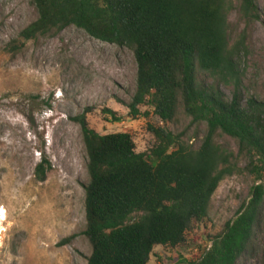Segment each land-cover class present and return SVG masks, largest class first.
<instances>
[{"label":"trees","instance_id":"trees-1","mask_svg":"<svg viewBox=\"0 0 264 264\" xmlns=\"http://www.w3.org/2000/svg\"><path fill=\"white\" fill-rule=\"evenodd\" d=\"M36 19L11 46L52 37L74 27L90 38L128 48L137 66L134 93L123 105L128 117L149 105L163 123L180 112L205 134L194 149L181 134L149 126L154 143L137 153L128 133L100 135L89 127L93 108L70 118L82 133L88 182L84 186L86 264H148L156 246L176 248L208 217L221 181L246 162L254 178L250 199L190 264H237L252 239L264 203V102L244 94L238 56L246 29L263 22L258 0H30ZM235 13L244 25L232 43ZM228 90V93H226ZM112 121L118 112L105 109ZM233 140L237 153L215 143ZM50 164L36 165L44 181ZM73 236L61 243L69 242Z\"/></svg>","mask_w":264,"mask_h":264},{"label":"rangeland","instance_id":"rangeland-1","mask_svg":"<svg viewBox=\"0 0 264 264\" xmlns=\"http://www.w3.org/2000/svg\"><path fill=\"white\" fill-rule=\"evenodd\" d=\"M258 5L264 15V0ZM35 19L30 0H0V264H86L87 157L81 129L70 118L93 108L89 127L100 135L130 134L137 153L154 143L149 126L181 134L184 144L194 149L205 126L190 124L180 112L172 123L163 124L149 105L140 108L139 118L128 117L117 100L127 104L134 93L137 66L132 51L74 27L26 42L14 53L11 46L18 33ZM229 20L234 43L244 25L235 13ZM238 63L245 96L264 102V16L263 22L246 29ZM105 109L118 112L120 121H112ZM214 141L237 153L233 140L219 135ZM42 159L50 169L39 182L35 167ZM237 163L240 170L221 181L204 223L189 231L181 246H156L148 264H190L201 258L212 238L250 199L254 178L242 170L243 158ZM237 264H264V203Z\"/></svg>","mask_w":264,"mask_h":264}]
</instances>
